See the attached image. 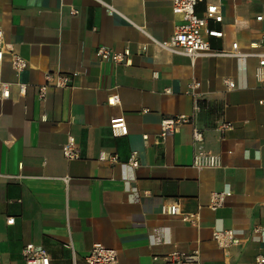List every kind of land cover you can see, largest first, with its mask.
I'll use <instances>...</instances> for the list:
<instances>
[{
    "label": "crops",
    "instance_id": "obj_1",
    "mask_svg": "<svg viewBox=\"0 0 264 264\" xmlns=\"http://www.w3.org/2000/svg\"><path fill=\"white\" fill-rule=\"evenodd\" d=\"M209 4L222 14L221 23L209 24L223 32L210 38L213 48L237 43L241 53L264 54V0H203L197 14ZM181 23L171 0H0L4 42L28 63L20 76L25 94L12 85L10 98L0 102L1 264H23L28 243L44 248L51 264H72V250L76 264H86L95 243L116 250L115 264H155L154 255L195 248L202 264H254L264 256L259 59L192 62L155 43L168 40ZM102 46L129 50V64L100 60ZM46 72L78 74L69 86L50 88L41 102L37 86ZM0 76L16 81L8 56ZM192 78L211 109L159 141L163 119L194 114L186 93ZM225 79L235 88L227 89ZM111 96L114 105L108 104ZM116 122L125 124V135L112 129ZM222 123L233 128L220 131ZM194 128L203 134L200 143L193 140ZM69 135L78 160L63 157ZM199 149L219 156L221 167L194 168ZM132 151L138 152L136 169L126 165ZM101 153L116 154L119 162L101 161ZM65 176L71 178L67 188ZM223 192L230 195L212 211L211 196ZM172 203L183 213L198 211L200 225L163 214L161 207ZM216 229L233 230L243 241L223 251L212 238Z\"/></svg>",
    "mask_w": 264,
    "mask_h": 264
},
{
    "label": "built area",
    "instance_id": "obj_2",
    "mask_svg": "<svg viewBox=\"0 0 264 264\" xmlns=\"http://www.w3.org/2000/svg\"><path fill=\"white\" fill-rule=\"evenodd\" d=\"M172 11L174 14L181 16L182 23L177 26L174 34L166 41L155 42L160 48L176 55L188 57L192 62L198 58H245L254 56L259 59V67L256 70L257 79L264 83V54L261 53H241L238 50V44L233 43L229 50L215 49L212 47L210 38H222L223 32L219 29L210 27V22L221 23L222 14L218 6L209 4L203 15H198L196 12L197 5L203 0H171ZM111 9L109 6H107ZM112 11V10H111ZM77 14L76 10H73ZM251 47L255 48L256 45ZM96 54L103 61H110L116 65H127L130 62V52L125 50L123 52H116L106 47H99ZM8 56L10 60L11 70L16 78L14 83L3 80L0 76V102H4L10 98L11 87L16 85L21 95L25 94L27 84L20 80L21 74L27 69L28 63L19 54H17L11 45L6 44L3 39V31L0 29V63ZM78 73L71 75L60 72H46L43 76V82L37 86L38 99L43 102L47 91L50 88L61 89L70 85L71 77L77 76ZM157 72H153V78H157ZM224 85L227 89L235 88L234 81L225 79ZM200 83L195 78L189 82L186 93L192 97L193 100V115L187 116L180 114L174 117L165 118L160 122V132L158 139L164 141L173 136L184 124H193L194 115L202 111L211 109L210 103L205 99L204 93L200 91ZM166 93L170 90L166 89ZM116 103L115 96L108 98V104L114 105ZM262 103V102H260ZM145 112L147 110H144ZM233 128L232 124L222 123L218 126L220 131H228ZM113 130H119L120 135L126 134L125 124L123 122H116L112 125ZM147 139V135L143 136ZM193 140L200 143L203 140V134L197 128L193 129ZM63 157L68 161L79 159V152L74 138L69 135L66 141L61 146ZM99 159L107 161L110 164L119 162L116 154L101 153ZM126 165L131 169H136L139 166L138 152L132 151ZM222 165L220 157L213 154H208L199 149L193 156L192 166L196 169H217ZM62 181L67 188L71 178L70 176L62 177ZM230 195V192H223L213 194L211 196L210 209L217 210L222 206L225 196ZM161 212L170 216H180L181 220L193 227L200 225V213L189 212L183 213L177 203L166 204L161 207ZM9 223L13 219L8 220ZM254 233L261 231L260 227L253 228ZM212 238L217 246L223 250H228L233 244L241 243L243 241L242 235L235 233L233 230L216 229L212 233ZM23 264H51V258L48 252L35 244L28 243L22 249ZM117 260L116 250L107 248L100 243H95L85 257L86 264H115ZM152 260L155 264H202L200 258V250L195 248L190 251L174 250L164 256L154 255ZM1 264V261H0ZM72 264H76L75 253L72 250ZM254 264H264V256L258 255L254 259Z\"/></svg>",
    "mask_w": 264,
    "mask_h": 264
}]
</instances>
